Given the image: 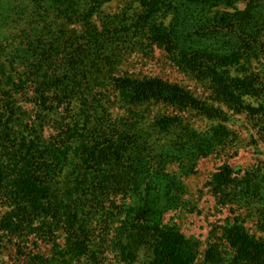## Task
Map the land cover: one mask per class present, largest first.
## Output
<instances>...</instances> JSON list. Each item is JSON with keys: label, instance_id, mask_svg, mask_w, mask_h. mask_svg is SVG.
<instances>
[{"label": "trees", "instance_id": "trees-1", "mask_svg": "<svg viewBox=\"0 0 264 264\" xmlns=\"http://www.w3.org/2000/svg\"><path fill=\"white\" fill-rule=\"evenodd\" d=\"M111 1L0 0V235L17 239L23 264L96 263L105 251L124 264H221L217 247L198 262L196 244L165 217L186 205L199 161L235 139L231 117L121 66L129 51L164 49L209 81L220 103L264 114L255 105L260 74L250 73L264 49V0H138L115 15ZM160 103L213 125L163 110L152 117ZM212 185L264 230V171L239 177L226 165ZM226 233L235 253L228 264H264V237L239 218ZM31 239L52 244V254L22 250Z\"/></svg>", "mask_w": 264, "mask_h": 264}, {"label": "rangeland", "instance_id": "rangeland-1", "mask_svg": "<svg viewBox=\"0 0 264 264\" xmlns=\"http://www.w3.org/2000/svg\"><path fill=\"white\" fill-rule=\"evenodd\" d=\"M138 6V0H113L107 4L108 14H120L131 6ZM247 1L238 4L244 9ZM130 12V11H129ZM132 12V10H131ZM171 17L167 19L169 23ZM264 44V34L262 37ZM149 50V49H147ZM122 62V74L125 72L136 78H160L172 84L183 87L194 96L203 101H209L226 110L231 117L229 127L235 132V139L215 154L199 161L196 173L186 179L188 194L186 205L176 211L167 214L165 221L176 224L180 230L196 244L198 250V262L205 260L211 247H217L221 253L223 262L228 264L234 256V250L229 244L226 227L239 218L244 222L250 233L258 238L264 237V230L259 228V217L250 210L234 203L223 204L216 195L212 185L213 177L221 169L229 165L234 169V176H244L246 173L256 170L264 171V114L257 117L247 113H240L217 100L212 85L207 80H199L196 76L186 73L174 64L164 49L154 48V51L135 49L129 51ZM260 74V86L262 98L255 105L264 104V49L258 58L251 61L250 73ZM151 116H155L159 110L170 116H178L183 120L195 124L199 128H209L213 121L199 115L196 112H187L176 106L157 104L152 106ZM33 114V113H32ZM151 117V118H152ZM150 118V119H151ZM177 166H172V169ZM178 170V169H177ZM5 208L0 205V218ZM17 239L10 241L9 237L0 235V264H23L26 255L20 252ZM37 243L36 245L34 244ZM34 249L46 256L52 254V244L40 239H31L22 250L30 252ZM146 258L141 254L140 260ZM139 261L136 264H143ZM77 264H124L120 263L112 251L101 253L96 263L89 259H83Z\"/></svg>", "mask_w": 264, "mask_h": 264}]
</instances>
